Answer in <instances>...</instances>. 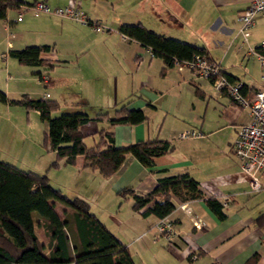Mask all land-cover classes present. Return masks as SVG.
<instances>
[{
  "label": "crops",
  "instance_id": "0c3cea01",
  "mask_svg": "<svg viewBox=\"0 0 264 264\" xmlns=\"http://www.w3.org/2000/svg\"><path fill=\"white\" fill-rule=\"evenodd\" d=\"M41 1L50 7L75 6L104 29L93 31L87 25L44 14H25L14 20V10L8 11V27L0 18V80L11 84L0 90V159L36 173H46L53 159V151L40 145L45 121L39 119L38 111L10 103L24 93L56 100L61 112L84 114L79 130L85 146L87 139L96 142L100 127L109 130L110 144L116 147L153 136L166 139L171 150L153 156L151 166L126 154L107 177L83 167L80 155L73 163L60 160L57 188L62 187L59 179H65L64 195L84 199L89 210L127 247L133 262L134 254L139 264H247L255 255L250 264H264V190L249 189L246 174L228 151L238 126L248 119L247 111L225 95H217L209 81L193 79L187 69L171 66L160 74L161 58L117 30L119 24L139 22L163 36L203 46L231 78L249 88L264 89L255 56L244 52L245 45L256 47L264 42V13L254 16L244 45L236 33V17L249 0ZM32 44L48 46L39 58L51 63L50 69L20 65L9 55L11 50ZM235 63L240 72L232 70ZM42 74H46L45 81L38 80ZM79 89L85 91L87 100L74 97ZM120 103L141 110L146 120L110 124L94 119L96 113ZM189 128L203 135L178 138L179 132ZM179 173L195 180L204 194H226L229 208L223 209L224 218L217 219L200 199L174 195V209L166 216L183 232L168 244L153 227L157 218L140 216L131 209L132 198L122 199L116 191L127 188L143 194L158 178ZM51 202L55 213L56 207L67 210ZM179 203L191 207L196 224L178 209ZM32 219L36 222L38 216ZM189 252H195V257L189 258Z\"/></svg>",
  "mask_w": 264,
  "mask_h": 264
},
{
  "label": "trees",
  "instance_id": "16d2710c",
  "mask_svg": "<svg viewBox=\"0 0 264 264\" xmlns=\"http://www.w3.org/2000/svg\"><path fill=\"white\" fill-rule=\"evenodd\" d=\"M19 2L22 1L0 0V18H3L6 7L13 8ZM117 30L147 47L151 55L161 58L160 74L173 65V59L180 61L194 54H207L203 46L163 36L139 22L119 24ZM47 49L44 44L25 45L9 51V55L20 65H42L48 70L52 64L39 58V53ZM209 59L212 60L211 57ZM242 90L250 98L255 89L243 85ZM10 103L20 105L26 111L37 110L39 119L45 121L40 145L53 151V159L47 169L56 168L60 160L73 163L74 157L80 155L83 167L95 169L102 177H107L126 154L149 167L153 156L166 154L172 148L166 139L157 136L124 146H111L109 130L101 127L95 132L96 142L85 146L79 130V125L85 120L84 114L60 112L51 116V112L59 110L56 100L31 98L26 93L11 99ZM94 119L108 120L110 124H136L146 120L141 110L126 108L125 103L96 113ZM116 194L122 199L130 196L131 209L140 216L152 215L159 219L168 215L174 209V195L200 199L217 219L225 216L219 205V196L204 194L197 182L186 173L158 178L152 188L143 194H136L127 188L118 189ZM49 199L66 206L69 218L59 219L48 203ZM32 212L38 216L36 222H33ZM35 227L41 234L40 238ZM254 258L255 255L247 260V264ZM68 263L134 264L127 247L89 210L84 199L78 196L68 198L48 183L45 173L21 169L0 159V264Z\"/></svg>",
  "mask_w": 264,
  "mask_h": 264
},
{
  "label": "built area",
  "instance_id": "2783aa9c",
  "mask_svg": "<svg viewBox=\"0 0 264 264\" xmlns=\"http://www.w3.org/2000/svg\"><path fill=\"white\" fill-rule=\"evenodd\" d=\"M9 10H14V20L21 19L25 14H44L87 25L93 31L104 29L102 24L88 18L82 11L71 5L50 7L41 0L19 2L15 7H6L4 10L3 19L7 27ZM262 13H264V0H249L248 4L237 15L236 33L240 37V43L245 45L248 31L253 25L254 16ZM244 52L255 56L260 77H263L264 42L256 47L245 45ZM209 58L208 53L206 55L194 54L189 59L180 61L173 59L172 66L177 70L187 69L195 80L209 81L211 88L217 95H225L241 109L247 111L248 119L238 126L228 151L238 160L241 170L246 174L249 189L251 191L264 190V89H255L252 96L248 98L242 90L243 83L237 79L228 78L221 71L218 63ZM4 74L5 78L9 76L5 69ZM39 79L45 81V75H40ZM177 135L178 138L185 139L201 137L203 134L196 129L189 128L182 130ZM218 196L221 208L228 209L229 197L222 193ZM177 207L193 224H196L198 219H194L193 211L189 205L179 203ZM153 227L168 244L172 242L174 237L182 236L181 232H183L178 223L173 222L167 216L157 219ZM195 255V252L188 253L189 258H194Z\"/></svg>",
  "mask_w": 264,
  "mask_h": 264
},
{
  "label": "rangeland",
  "instance_id": "374dc122",
  "mask_svg": "<svg viewBox=\"0 0 264 264\" xmlns=\"http://www.w3.org/2000/svg\"><path fill=\"white\" fill-rule=\"evenodd\" d=\"M92 33H94V32H92ZM243 63H244V61L241 63V66H243ZM234 72H240V71H238L237 70V65H236V63L234 64V67H233V69H232ZM240 70V69H239ZM45 78H46V74H45ZM38 80L40 81V79L38 78ZM99 81H100V86L101 87H103V88H105L104 89V91H106L107 90V88H106V86L105 85H103V82L100 80V79H98ZM24 84V83H23ZM25 84H27V83H25ZM10 87L11 86V84H10V82H8V81H2V80H0V90L1 91H3V89L4 88H6V87ZM210 88H211V86H210ZM38 90V89H37ZM211 90L213 91V89L211 88ZM74 97L76 98V99H78V100H82V101H85V100H87L86 98V94H85V91L83 90V89H79L78 91H77V93L76 94H74ZM72 108V107H71ZM67 109V108H66ZM68 109H70V108H68ZM61 111L60 110H58V111H54L51 115L52 116H56V115H58L59 113H60ZM86 145H91V144H93V143H91V141L89 140V139H87L86 141ZM48 159V157H45L44 159H40V161H39V163H43L45 160H47ZM48 171L45 173L46 175H47V177H48V183L49 184H51L53 187H55V188H57V167L56 168H49V169H47ZM102 179V178H101ZM59 183H60V186H62L61 187V193H63V191H65V190H67L66 189V186H67V182L65 181V179H63V178H60L59 179V181H58ZM93 182H97V179H93ZM92 182V183H93ZM66 193H67V191H66ZM64 194V193H63ZM69 195V194H68ZM51 206H54V203L53 202H51ZM63 206V205H62ZM65 209H67L66 208V206H65ZM55 211H56V215H58V217L60 218V219H62L63 217H66V218H69V215H68V213H67V210H60V209H57V207L55 208ZM36 216V213L35 212H32V218H34ZM36 230V233L38 234V236H39V238L41 237V234H40V232L38 231V229H35ZM151 247V246H150ZM152 248V247H151ZM131 251H132V253H134V250H133V247L131 246L130 248H129ZM133 260H134V263H136V264H139V260H137V257H136V255H134L133 254Z\"/></svg>",
  "mask_w": 264,
  "mask_h": 264
}]
</instances>
